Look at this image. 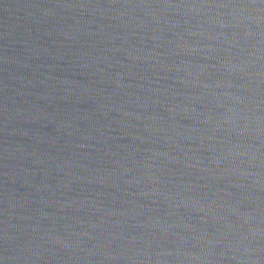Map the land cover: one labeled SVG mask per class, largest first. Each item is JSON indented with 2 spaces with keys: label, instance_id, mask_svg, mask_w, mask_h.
Listing matches in <instances>:
<instances>
[{
  "label": "water",
  "instance_id": "1",
  "mask_svg": "<svg viewBox=\"0 0 264 264\" xmlns=\"http://www.w3.org/2000/svg\"><path fill=\"white\" fill-rule=\"evenodd\" d=\"M0 264H264V0H0Z\"/></svg>",
  "mask_w": 264,
  "mask_h": 264
}]
</instances>
